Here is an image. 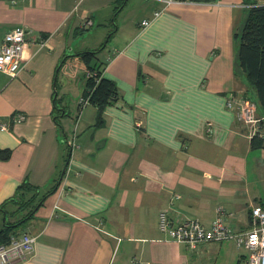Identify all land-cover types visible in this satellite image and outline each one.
Instances as JSON below:
<instances>
[{
  "label": "crops",
  "instance_id": "0c3cea01",
  "mask_svg": "<svg viewBox=\"0 0 264 264\" xmlns=\"http://www.w3.org/2000/svg\"><path fill=\"white\" fill-rule=\"evenodd\" d=\"M135 2L0 0V48L13 28L28 30L20 72H0V149L11 152L0 159V208L24 181L52 190L18 229L35 237L33 250L12 264H248L233 240L191 251L159 228L161 212L211 227L222 208L245 233L252 208L264 206V148L252 149L226 107L248 90L234 37L244 0ZM85 18L110 47L76 42ZM90 51L118 90L102 112L80 105L89 77L78 54Z\"/></svg>",
  "mask_w": 264,
  "mask_h": 264
},
{
  "label": "built area",
  "instance_id": "2783aa9c",
  "mask_svg": "<svg viewBox=\"0 0 264 264\" xmlns=\"http://www.w3.org/2000/svg\"><path fill=\"white\" fill-rule=\"evenodd\" d=\"M163 3L166 7L174 4L199 5L191 0H155ZM259 3H264L260 0ZM161 12H156L155 16ZM151 20H144L140 25L149 26ZM94 22L91 18H85L83 28L93 27ZM28 30L25 27L17 26L9 31L4 38L0 48V72L6 73L11 77H16L23 67L25 52L27 48ZM93 76L88 71V77ZM89 104L88 98H81L80 105ZM226 107L236 113L237 119L249 129L248 137H260L264 135L261 130L262 120L257 115L256 105L245 98H229ZM25 113H18L16 122L26 120ZM2 130H7L5 125H1ZM211 132V129L209 130ZM66 143L74 146V139L67 138ZM217 217L211 227H206L198 220H185L175 223L166 212L159 215V228L168 240L183 243L191 251H196L201 245L212 242H224L233 240L237 246L243 248L248 254V264H264V206L257 204L251 211V227L245 233H235L224 221V209L217 210ZM35 237L31 234H22L12 238L10 244L0 245V264H12L14 261L23 260L26 254L33 250Z\"/></svg>",
  "mask_w": 264,
  "mask_h": 264
},
{
  "label": "trees",
  "instance_id": "16d2710c",
  "mask_svg": "<svg viewBox=\"0 0 264 264\" xmlns=\"http://www.w3.org/2000/svg\"><path fill=\"white\" fill-rule=\"evenodd\" d=\"M196 3L210 4L218 0H191ZM246 18L242 29L235 33L237 41V76L248 85L244 97L252 101L259 114H264V3L258 0H244ZM97 52H82L78 56L84 61L93 76L87 79L82 98H88L89 103L98 106L102 112L107 105L118 99L116 84L102 76L101 64ZM252 94V95H251ZM254 96V99H253ZM101 116V115H100ZM253 150L264 148V137H254L251 140ZM11 152L0 149V159L9 160ZM52 192L40 196V189L28 181H24L18 188L17 194L0 208L5 212V224L0 230V245L10 244L12 238L17 237L18 229L30 220L45 198ZM9 204L17 205L15 212L6 210Z\"/></svg>",
  "mask_w": 264,
  "mask_h": 264
},
{
  "label": "rangeland",
  "instance_id": "374dc122",
  "mask_svg": "<svg viewBox=\"0 0 264 264\" xmlns=\"http://www.w3.org/2000/svg\"><path fill=\"white\" fill-rule=\"evenodd\" d=\"M134 1H137V2H135V5H134V7H132V9L138 8V5L142 1H146V0H134ZM258 1H260V0H258ZM94 24L95 25H94L93 28H91V29L89 28V30H85L82 33H79V35L77 36L76 42L80 43L83 40V38H85L87 40H91V42L94 43V45H96L94 47L97 48V49L102 47L103 45H108V40H104V41L101 40V39L98 40V35L96 36V34H95L96 30L99 28L98 22L96 21V22H94ZM108 47H110V44L108 45ZM69 97H70L69 99H70V102H71L73 100V96H69ZM241 98H245V97L242 96ZM245 99H247V98H245ZM253 99H254V96H253ZM44 194H45L44 192H40V196L39 197L43 196Z\"/></svg>",
  "mask_w": 264,
  "mask_h": 264
}]
</instances>
